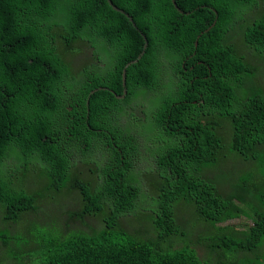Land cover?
I'll return each mask as SVG.
<instances>
[{
  "label": "trees",
  "instance_id": "1",
  "mask_svg": "<svg viewBox=\"0 0 264 264\" xmlns=\"http://www.w3.org/2000/svg\"><path fill=\"white\" fill-rule=\"evenodd\" d=\"M113 1L135 28L107 0H0V210L16 228H0V248L14 264H264V82L240 53L264 59V0ZM139 32L148 46L118 100ZM227 126L232 152L258 161L260 176L219 168ZM68 154L78 174L65 170ZM40 158L59 161L60 176L43 170L46 185L25 190L18 178ZM60 177L80 205L38 216ZM179 203L209 226L215 259L167 244L189 235Z\"/></svg>",
  "mask_w": 264,
  "mask_h": 264
},
{
  "label": "rangeland",
  "instance_id": "2",
  "mask_svg": "<svg viewBox=\"0 0 264 264\" xmlns=\"http://www.w3.org/2000/svg\"><path fill=\"white\" fill-rule=\"evenodd\" d=\"M241 56L248 59L253 68L258 70L259 78L264 82V59H262L261 56H259L256 52L252 50H247L245 48H242L241 50ZM89 61V58L80 59V63H87ZM145 90V88H142ZM240 98H245L243 93H240ZM137 116H142L141 112L138 110L136 111ZM133 120L125 122V126L131 131L133 134L134 129L131 125ZM146 123H144L141 126L142 133H148L146 132L147 127L145 126ZM227 142H226V160L223 163V165L219 168H223L224 170H229L231 172L232 178L236 179L237 177L240 178H249V177H258L260 176V164L256 160H244L241 157L235 155L231 148V140H230V134L232 132V127L227 126ZM216 171L214 169H207L204 171V175L206 177H213L215 175ZM18 182L21 186L25 188V190L30 191H38L41 190L42 187H44L45 182L44 180L35 173H28L26 177L20 176L18 178ZM153 182L155 184L157 183V176L156 174L149 179V181L146 184V191L147 195L150 192H154L155 188H153ZM219 187L222 188L224 191L230 190V185L221 181L219 184ZM47 200H44L41 202L40 210L38 211V216H58L61 214L60 212L69 208H78L80 205V198L76 194V192L71 191L68 185H66L62 192L57 196H51L49 193L46 194ZM181 205L177 208V216H178V222L179 225L184 229L187 230L189 235L187 237L183 238H176L169 244L173 248H180L183 245L191 244L193 246L194 242L199 239L203 238L206 234V231L208 229L207 223L195 215H193V210L186 207V203H179ZM2 219L0 215V228H8L12 233L16 231L15 223H10L7 225H2ZM129 222L128 219H124V223ZM239 223V221H233V224ZM18 229L22 231L21 228L18 225ZM36 233L43 237V239L46 241L50 238V236L57 235L53 232H44L42 230H36ZM152 238L153 236V228H151L148 225H146V238ZM32 242L35 243V241L31 238ZM36 244V243H35ZM31 249H37L36 245L31 246ZM196 249L198 250L199 254L203 252L206 254V249L203 248V245L196 246ZM0 257L4 264H14L13 260L7 257L6 250L1 247L0 248Z\"/></svg>",
  "mask_w": 264,
  "mask_h": 264
},
{
  "label": "clouds",
  "instance_id": "3",
  "mask_svg": "<svg viewBox=\"0 0 264 264\" xmlns=\"http://www.w3.org/2000/svg\"><path fill=\"white\" fill-rule=\"evenodd\" d=\"M108 1V0H107ZM112 2H113V4L114 5H116L115 3H114V1L113 0H111ZM108 3H109V1H108ZM110 4V3H109ZM117 6V5H116ZM118 7V6H117ZM119 8V7H118ZM121 9V8H120ZM123 10V9H122ZM116 11H118V10H116ZM125 11V10H124ZM119 12H121V11H119ZM126 12V11H125ZM127 13V12H126ZM125 14V13H124ZM128 16H129V14H128ZM127 17V16H126ZM130 17V16H129ZM128 18V17H127ZM131 18V17H130ZM252 14H243V17H242V22H241V24H243V25H245L249 20H252ZM132 19V18H131ZM130 22V21H129ZM133 22V21H132ZM131 23V22H130ZM215 23V22H214ZM214 23L212 24V26L211 27H213V25H214ZM132 24V23H131ZM132 26H133V24H132ZM210 27V28H211ZM135 28V27H134ZM139 34L141 35V37L143 38V40H144V36L139 32ZM198 39H199V36L197 37V40L195 41V43L198 41ZM147 41V40H146ZM197 44H198V42H197ZM147 46H148V42H147ZM196 46V45H195ZM144 47V46H143ZM197 47V46H196ZM143 51V50H142ZM241 53V52H240ZM141 54V53H140ZM139 54V55H140ZM87 56H89V53H87L86 51H85V49L83 50V53L82 54H80V55H77L76 57L77 58H85V57H87ZM246 59V58H245ZM248 62H249V64L252 66V64H251V62L248 60V59H246ZM133 62V61H132ZM138 62V61H137ZM131 63V62H130ZM129 64V63H128ZM127 64V65H128ZM126 65V66H127ZM135 65V64H134ZM132 66V65H131ZM253 67V66H252ZM125 69H126V67H125ZM124 69V70H125ZM128 69V68H127ZM127 69H126V73H127ZM124 70H123V72H124ZM257 73H258V70H257ZM123 86H124V83H123ZM125 91H126V94H125ZM127 95H128V89H127V87H126V81H125V86H124V91H123V94L121 95V96H119L118 97V100H124L126 97H127ZM124 97V98H123ZM88 104V103H87ZM89 104H90V100H89ZM211 104V106L215 109V110H217V111H219V110H221L222 109V107H221V105H218V104H213V103H210ZM87 106H89V105H87ZM90 114V111H88V115ZM89 118V117H88ZM262 151L264 152V146L262 147ZM68 157H69V161H68V163H66L65 164V170L66 171H70V172H74V173H77L78 174V171H79V169H80V167H79V163L75 160V158L71 155V154H68ZM48 161H49V159H48ZM34 163L30 166V169H29V173H35V174H37V175H39L43 180H44V182H45V185H46V183H47V180H46V176L44 175V174H42L41 173V171H43V170H45V171H47L49 174H53V175H55V173H58L59 174V176H60V173H59V166H60V162L59 161H51L50 160V164L49 163H47L46 161H44L42 158H40V159H35L34 161H33ZM260 169H262L261 167H260ZM261 171V170H260ZM58 185H59V187L61 188V190H63V188L66 186L65 184H64V182L62 181V179H61V177H60V181L58 182ZM29 191V190H28ZM77 194V193H76ZM78 195V194H77ZM3 212L0 210V215L2 214ZM208 226V225H207ZM208 228H209V226H208ZM207 232H208V229H207V231H206V234H205V236H207ZM199 245H203V248L204 249H206V247H207V245H208V242H206L203 238H199V239H197L195 242H194V244H193V247L196 249V246H199ZM196 251H197V253H198V256L200 257V259L202 260V262H205V261H209V258H212V259H215V258H213V256H214V254L211 252L210 254H209V251H207L206 252V254H204L203 252L201 253V255L199 254V252H198V250L196 249Z\"/></svg>",
  "mask_w": 264,
  "mask_h": 264
},
{
  "label": "water",
  "instance_id": "4",
  "mask_svg": "<svg viewBox=\"0 0 264 264\" xmlns=\"http://www.w3.org/2000/svg\"><path fill=\"white\" fill-rule=\"evenodd\" d=\"M110 5L115 9V10H118V11H121L122 13H125L126 16L128 17L129 21L133 24L132 22V19L128 16V13H126L124 10L118 8L116 5L113 4V2L111 0H108ZM133 27H135V25L133 24ZM195 45L197 46V42L195 43ZM147 49V41L146 39L144 38V47H143V51L141 52V54L137 57V59L131 63H129L127 66H126V69L129 68L131 65H134L137 63V61H139L142 56L144 55L145 51ZM126 69L124 70L123 72V83H124V86H125V81H126ZM95 92H92L91 95H93ZM125 94H126V91H125ZM124 98V97H123ZM89 105V101H88V104Z\"/></svg>",
  "mask_w": 264,
  "mask_h": 264
}]
</instances>
